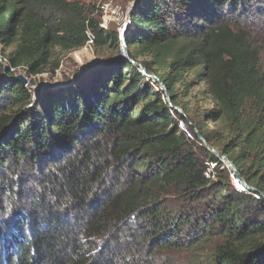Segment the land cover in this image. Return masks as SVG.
Listing matches in <instances>:
<instances>
[{
    "label": "trees",
    "instance_id": "trees-1",
    "mask_svg": "<svg viewBox=\"0 0 264 264\" xmlns=\"http://www.w3.org/2000/svg\"><path fill=\"white\" fill-rule=\"evenodd\" d=\"M95 11L0 0V264H155L171 251L186 264H264V0L137 2L129 57L170 100L120 55L43 97L15 79L54 71V50L88 33L119 54ZM196 80L203 112L183 98Z\"/></svg>",
    "mask_w": 264,
    "mask_h": 264
},
{
    "label": "rangeland",
    "instance_id": "rangeland-1",
    "mask_svg": "<svg viewBox=\"0 0 264 264\" xmlns=\"http://www.w3.org/2000/svg\"><path fill=\"white\" fill-rule=\"evenodd\" d=\"M131 1L132 0H80V2H82L86 6L95 5V8L97 9L96 15L99 19L101 15L100 10H103V8H107V11L105 12L106 13L105 16H106V20L109 23L108 28L114 29L115 31H117L119 27L121 28V24L125 22V21L123 22L122 18H125L124 11H126L127 7L129 6L128 4ZM110 8H112V10ZM263 31H264V27L261 30H258L256 34L258 33L257 39L259 40L258 42L262 46V53L260 55V58H261V66L262 69L264 70V42L260 40L263 35ZM125 44H126V40L124 39V41H121L119 54H117L116 50L113 49L112 47L94 48L92 46V43H89L85 47L82 46L68 52H61L56 48V50H54V54L51 58L52 59L51 61H58L59 63L58 66L54 68V71H51L49 68H47V70L44 73L29 75L26 72V70L23 71L20 69L16 73L15 79L19 75L23 76L25 78V82L23 83V86L31 90L35 95L40 93V95L43 97L48 92L51 93L58 92L59 90L65 89L67 86L72 84L76 77H81L80 75L86 70V69L84 70L83 67L87 63H91L93 61L100 59H108L107 62L112 63L116 58V56L118 55H120L125 59L132 60V58L128 56L129 52L125 47ZM100 65L103 66L105 64L101 63ZM139 70L141 71V68ZM192 78H193L192 73H189L188 80L190 81ZM88 80H90V78H88ZM192 83L193 86H191V91L189 95L183 96V98L185 100L190 98V108H193L194 110L197 111L200 110L201 112H203L205 108L211 106L209 100L206 98V96H204V94H202V90L204 89V84L203 83L198 84L197 80ZM63 92L66 91L64 90ZM34 98L37 99L36 97ZM35 99H34V103L36 101ZM211 126H214V123H212ZM9 179H11V177H9ZM14 199L18 201L19 196L18 195L15 196ZM156 258L157 261H155V264H186L187 262L186 255L179 251H171L166 255L165 254H162L160 256L156 255Z\"/></svg>",
    "mask_w": 264,
    "mask_h": 264
},
{
    "label": "water",
    "instance_id": "water-1",
    "mask_svg": "<svg viewBox=\"0 0 264 264\" xmlns=\"http://www.w3.org/2000/svg\"><path fill=\"white\" fill-rule=\"evenodd\" d=\"M136 1L138 2L139 0H136ZM123 41H124V40H123ZM128 45H129V43H126V44H125V47L127 48ZM105 60H106V59H100V60L93 61V62H91V63H87L83 68H84V70H85L86 68H89V67H91V66H93V65H95V64H97V63H99V62L105 61ZM137 65H139L138 67L141 68V72H142L146 77H148V78H150V79H153V80H154V79L159 80V78H158L156 75L147 73V71H146V69H145L144 66H142V65H140V64H137ZM140 68H139V69H140ZM16 79H17L18 81H20L21 83H24V82H25V78H24L23 76H21V75L17 76ZM159 84H160L161 88L164 90V92H165L166 97L168 98V100H170V95L168 94V90H167V88H166L164 82L161 81V80H159ZM174 108H175L176 110H178V111H180V112L183 113V111H182L179 107L174 106ZM199 138H200V140H201L202 142H205V139H204L201 135H199ZM205 143H206V142H205ZM207 147H208L209 150H211L213 153H215V154L217 155V157H219V159H220L221 161H223V162L226 164L227 167H229V168L231 169V171H232V175L234 176V178H235L237 181L242 182L243 184H245V180L240 176V174H239V172L237 171L235 165L232 163V161L229 160V158H228L225 154H222L221 152L215 150V149H214L212 146H210V145H207Z\"/></svg>",
    "mask_w": 264,
    "mask_h": 264
},
{
    "label": "built area",
    "instance_id": "built-area-1",
    "mask_svg": "<svg viewBox=\"0 0 264 264\" xmlns=\"http://www.w3.org/2000/svg\"><path fill=\"white\" fill-rule=\"evenodd\" d=\"M129 6L127 7V9H126V11H124V15H125V18H122V20H123V24H121V28L119 27L118 28V31L121 33V31L122 30H126V28H127V23L128 24H130V21H131V15H132V13H133V10H134V8H135V5H136V0H132L129 4H128ZM113 8V7H112ZM112 8H110L111 10H112ZM104 11V12H103ZM107 11V8H103V10H100V20H99V26L102 28V29H104V30H107L108 29V21L106 20V16H105V12ZM95 12H97V9H96V11ZM112 14H114V13H112ZM88 35H89V39H88V41H87V43L84 45V47L85 46H87L89 43H91V41H92V35L90 34V33H88ZM179 126H180V128L183 130V131H185L186 132V134L189 136V137H191L192 138V136H190V133L188 132V130H187V128L185 127V125L183 124V122L182 121H180V123H179ZM235 186H236V188L237 189H239V190H245L246 188H245V186L242 184V183H238L237 181H236V183H235Z\"/></svg>",
    "mask_w": 264,
    "mask_h": 264
},
{
    "label": "clouds",
    "instance_id": "clouds-1",
    "mask_svg": "<svg viewBox=\"0 0 264 264\" xmlns=\"http://www.w3.org/2000/svg\"><path fill=\"white\" fill-rule=\"evenodd\" d=\"M136 4H137V1H136ZM99 19V18H98ZM131 19H132V15H131ZM100 20V19H99ZM130 24H131V21H130ZM130 24H129V27H128V29L126 28V31H125V33H120L118 30H117V33H119L118 34V37H119V39L121 40V41H123L124 39H125V36H126V33H127V30H129V28H130ZM88 41V40H87ZM87 41H86V43H87ZM85 43V44H86ZM91 43H92V41H91ZM84 44V45H85ZM83 45V46H84ZM82 47V46H81ZM129 56V55H128ZM108 60V59H107ZM128 60H130V59H128ZM131 61V63H133V64H135V65H137V64H139V63H136L135 61H133V60H130ZM141 65V64H140ZM143 66V65H142ZM23 84V83H22ZM234 182H233V184H234V186H235V183H236V179L234 178V180H233ZM238 183H242V182H239V181H237ZM243 184V183H242ZM244 185V184H243ZM245 186V185H244ZM236 187V186H235ZM244 191V190H243ZM10 219H12V218H10L9 217V220ZM7 240H6V237H5V241L3 240V243H1V250H2V252L4 251L5 253L7 252V251H9L10 249H11V247H10V245H8V243L6 242ZM7 245H8V250L6 249V247H7ZM3 252V253H4Z\"/></svg>",
    "mask_w": 264,
    "mask_h": 264
},
{
    "label": "bare ground",
    "instance_id": "bare-ground-1",
    "mask_svg": "<svg viewBox=\"0 0 264 264\" xmlns=\"http://www.w3.org/2000/svg\"><path fill=\"white\" fill-rule=\"evenodd\" d=\"M127 25H128V26H127V29H128L129 24L127 23ZM125 31H126V30H122L121 33H125Z\"/></svg>",
    "mask_w": 264,
    "mask_h": 264
}]
</instances>
